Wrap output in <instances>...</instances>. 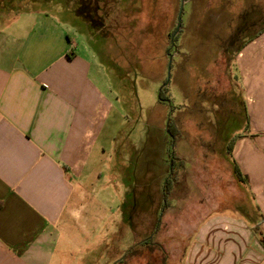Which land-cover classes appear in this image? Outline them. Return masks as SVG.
<instances>
[{
    "label": "rangeland",
    "instance_id": "rangeland-1",
    "mask_svg": "<svg viewBox=\"0 0 264 264\" xmlns=\"http://www.w3.org/2000/svg\"><path fill=\"white\" fill-rule=\"evenodd\" d=\"M13 5L0 19L25 21L23 35L40 18L53 21L75 41V52L111 104L100 138L107 154L89 182L98 200L110 192L118 226L85 237L71 264H184L200 215L233 211L255 223L249 216L258 213L257 202L237 177L229 148L252 129L236 52L264 29V0H184L174 45L181 0ZM256 54L262 64L249 78L261 99L264 49ZM170 122L176 138L168 133Z\"/></svg>",
    "mask_w": 264,
    "mask_h": 264
},
{
    "label": "crops",
    "instance_id": "crops-1",
    "mask_svg": "<svg viewBox=\"0 0 264 264\" xmlns=\"http://www.w3.org/2000/svg\"><path fill=\"white\" fill-rule=\"evenodd\" d=\"M13 1L0 0V16ZM25 26L0 19V264H71L85 237L118 226L110 192L98 200L89 182L107 154L100 138L111 104L60 27L40 18L23 35ZM258 49L264 33L237 55L252 129L232 149L257 202L255 223L233 211L200 215L184 264H264L254 232L264 233V98L249 78L262 64Z\"/></svg>",
    "mask_w": 264,
    "mask_h": 264
},
{
    "label": "trees",
    "instance_id": "trees-1",
    "mask_svg": "<svg viewBox=\"0 0 264 264\" xmlns=\"http://www.w3.org/2000/svg\"><path fill=\"white\" fill-rule=\"evenodd\" d=\"M105 25V24H104ZM264 33V29L263 30H261L260 32H258V33H256L255 35H253L251 38H249L247 41H245V42H243V44L238 48V50H237V52L236 53H238L241 49H243L249 42H251L252 40H254V39H256L257 37H259L260 35H262ZM174 45V44H173ZM164 92L165 91H163V92H161L160 93V99L161 100H165V98H163L164 97ZM177 132H178V130L175 128V125L173 124V122L171 123H169V126H168V133H170L171 134V136L173 137V138H176V136H177ZM233 144L234 143H232V145L230 146V148L229 149H231V151H232V148H233ZM235 168H234V170L236 171V175H237V177L241 180V181H246V177L242 174V172H241V170H240V168H239V166H238V164L235 162ZM177 166H176V162L174 161L173 162V169L175 170V168H176ZM171 187H172V180L170 179V180H168L167 182H166V185H165V188H164V193H165V199H166V201L168 200V197H169V193H170V191H171ZM254 232L256 233V235L259 237V240H260V242L263 244V246H264V233H263V231H261V228H260V225H257V226H255L254 227Z\"/></svg>",
    "mask_w": 264,
    "mask_h": 264
},
{
    "label": "water",
    "instance_id": "water-1",
    "mask_svg": "<svg viewBox=\"0 0 264 264\" xmlns=\"http://www.w3.org/2000/svg\"><path fill=\"white\" fill-rule=\"evenodd\" d=\"M183 10H184V0H181V8H180V11H179V16H178V26H177V29H176L173 37H172V43L173 44H174V37L177 35V33L181 29ZM171 69H172V57L170 58V62H169V66H168V81L170 80Z\"/></svg>",
    "mask_w": 264,
    "mask_h": 264
},
{
    "label": "flooded vegetation",
    "instance_id": "flooded-vegetation-1",
    "mask_svg": "<svg viewBox=\"0 0 264 264\" xmlns=\"http://www.w3.org/2000/svg\"><path fill=\"white\" fill-rule=\"evenodd\" d=\"M12 5V4H11ZM82 7V6H81ZM93 16V15H92Z\"/></svg>",
    "mask_w": 264,
    "mask_h": 264
}]
</instances>
